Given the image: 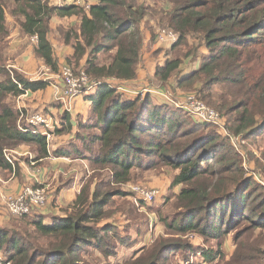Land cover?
Segmentation results:
<instances>
[{
  "label": "trees",
  "instance_id": "obj_1",
  "mask_svg": "<svg viewBox=\"0 0 264 264\" xmlns=\"http://www.w3.org/2000/svg\"><path fill=\"white\" fill-rule=\"evenodd\" d=\"M8 14L18 33L37 37L35 54L52 72L59 70L49 37L52 23L76 16L77 26L63 32L65 44L74 50L67 61L99 83L84 95L92 109L74 149L91 174L72 205L50 221L38 212L10 216L0 224V253L10 264H191L194 255L216 264H264V157H255L261 182L216 126L187 110L152 102L149 91L130 97L109 83L137 78L142 25L155 21L178 35L155 68L157 80L167 86L175 79V87L195 90L201 101L227 117L228 132L249 141L264 127V0H93L88 8L74 1L0 0V169L11 173L16 163L7 151L34 144L37 159L48 156L46 136L19 128L16 102L49 83L7 65ZM193 56L201 62L184 71ZM160 168L173 172L170 190L177 189L154 211L165 234L113 261L119 245L135 243L130 223L142 215L141 205L120 186L131 182L136 171ZM82 171L87 175L85 166ZM119 214L128 223L126 234L109 220ZM242 228L261 232L255 241L234 234L235 248L227 258L222 240ZM190 236L204 243L216 240L217 246L207 249ZM176 250L186 251L179 261L173 258Z\"/></svg>",
  "mask_w": 264,
  "mask_h": 264
},
{
  "label": "rangeland",
  "instance_id": "obj_2",
  "mask_svg": "<svg viewBox=\"0 0 264 264\" xmlns=\"http://www.w3.org/2000/svg\"><path fill=\"white\" fill-rule=\"evenodd\" d=\"M52 5H59L65 2H75L76 4L85 5V8H88V4L93 2V0H49ZM11 33H10V43H9V57L11 58L9 61H7V65L9 67H13L15 65H23L26 60H33L38 63V56L35 54V41L33 40V37L25 36L23 34H20L17 32V29L13 27L14 23V17L11 16V14H8ZM78 24V18L76 16L71 17H57L54 19L51 27V31L49 34L50 40L54 46L55 52L57 54V57L59 58L58 51L61 49L62 45H67L64 42V33L68 28H75ZM69 29V30H70ZM143 33H144V47L142 50V59L140 61L139 67H138V75L137 78L133 81H125L119 83L115 80H109L110 84H117L119 92L123 93L125 96H136L135 91H140L139 93L142 95H146V92L144 91L146 88L149 90H153L150 94L152 102H156L160 104L161 106H168L169 108H172V106L178 107L181 109L182 112H186V108L183 106L190 105L189 101V95L194 96L195 98H199L196 95L195 90L191 89H182L175 87V79H172V84L163 86L162 83L157 80V78L154 76L155 74V68L157 64H161L165 61L167 58L166 51L170 49L171 42L165 41L161 39V33L164 30H167V28H163L157 25L155 21H149L146 23H143L142 25ZM203 50V47H201V52ZM74 52V50H73ZM108 54H103L102 57L105 59V57H108ZM199 54H197L198 56ZM29 58V59H28ZM43 62V60H40ZM67 64L68 61L66 59ZM201 62L200 57H192L189 59V62L187 61V65L183 67L185 69L184 71L190 72L194 68H196L199 63ZM10 64H13L12 66ZM38 68H41L40 63ZM48 67V66H47ZM60 68V65H59ZM61 69V68H60ZM77 69V68H76ZM19 70V69H17ZM78 70V69H77ZM20 71V70H19ZM59 71V70H58ZM183 71V72H184ZM22 73V71H20ZM50 72L45 71V69L39 70L36 76H39L44 81L48 80L47 78H50ZM141 75V77H138ZM46 81V82H48ZM49 83V82H48ZM110 86V85H108ZM217 88H220L218 86ZM46 89V87L44 88ZM139 95V94H138ZM200 99V98H199ZM204 102V101H203ZM17 103V102H16ZM206 105L207 103L204 102ZM209 106V105H207ZM210 107V106H209ZM212 108V107H210ZM214 109V108H213ZM184 110V111H183ZM216 110V109H215ZM188 111V110H187ZM217 111V110H216ZM189 112V111H188ZM219 112V110H218ZM220 113V112H219ZM192 116H194L192 113H190ZM197 118L196 116H194ZM226 118L222 116V122L226 124ZM211 127H215V124L210 125ZM217 127V126H216ZM218 128V127H217ZM219 129V128H218ZM229 130V129H228ZM229 134L231 136H226L227 139L226 142L228 145L234 146V148L243 155V164L245 168L249 171L250 175H253L257 180L261 181V178L254 172L256 166H257V160L255 157H258V159H262L264 157V127L261 129H258L254 137H252L249 141H242L241 136H237L230 132ZM64 136V134H57L55 136V139L53 140L54 143H63L66 140V137L61 138ZM21 146H28L27 150L28 152L22 153V147ZM19 148L7 151V156L10 159L11 162H14V164H18L19 169H21V162H24L26 159L27 161V169L31 171L28 175L33 174V179L30 180L32 182H35L33 184H24V188L26 187H45L47 198L44 203V205L40 207H36L33 211V213L43 212V216L45 219L50 220L52 213H58V207L60 206V203L55 197V194H59V192H56V190L53 192L51 189V185L47 183V181L42 182L41 180H37L36 178L39 177V172L42 169L43 163L35 162L34 159L31 157V153L34 154V149H36L34 144H28V145H21ZM251 154V155H250ZM250 157V158H249ZM54 161H48L47 163L53 167L57 168V170L53 171L52 174H56L55 177H51V179H55L54 186L57 188H60L61 186H65L66 184L59 185L60 182H63V179H65L67 176L64 174L66 171L65 168L68 167V164H77L86 166L84 160L81 161H70L65 159H52ZM204 165V163H203ZM46 168L50 169V167ZM62 168L64 170H62ZM86 168L87 175L84 174L85 180L87 177L91 174L89 172V168ZM61 169V170H60ZM45 171V170H44ZM47 171V170H46ZM64 171V172H63ZM83 173V172H82ZM2 169H0V178L3 179L4 177H8ZM173 172L170 171L168 168H160V170H152V171H136V173L132 177V181L126 184H122L120 187L127 192L128 194H131L129 196V200H131L136 206L139 204L140 211L138 214V218L133 220V224L130 223V234H133V240H135V243L131 244L130 247H125V245H119L118 249V256L116 258H112L113 261H116L117 259L125 258L132 250L135 248H139L143 245H148L153 242L154 239L158 237V235L165 234V227L163 223H156L157 217L154 215V211L158 210L160 206L164 202V198L167 195H171L176 191L177 189L170 190L171 182H172V175ZM18 175V174H16ZM59 177V180H58ZM49 178V177H48ZM264 180V177H263ZM54 181V180H53ZM58 182V183H56ZM264 182V181H263ZM134 186H143L147 188H158L160 190V196L157 198V200L151 202V203H140L141 201L137 200L136 194L133 190ZM23 188V189H24ZM22 189V190H23ZM62 189V188H61ZM62 202V201H61ZM138 203V204H137ZM62 204V203H61ZM52 210L49 211V207ZM166 210V209H165ZM164 210V212H165ZM42 213V212H41ZM11 216H14L11 214ZM113 220V222L119 223V231L120 234H126V227L128 228L126 223V219L122 214H119ZM249 225V224H247ZM124 232V233H123ZM260 229L255 230H249L246 231V229L242 228L238 232H236L234 229L230 231V235H228L225 239L222 240L223 244V250H225L227 254V258H229L235 248V243L233 241L234 234H244L245 240H253L255 241L258 239V236L260 234ZM139 234V235H137ZM132 236V235H131ZM191 241L193 240L194 244H200L204 245L205 248L209 249L210 247L217 246L216 240H211L209 243H204L203 240L198 236H190L189 237ZM264 248V244H260ZM184 250H176V253L174 254L175 257L174 260H178L182 258V253H185ZM199 255H194L192 257L191 264L197 263V259H199ZM173 262V260H172Z\"/></svg>",
  "mask_w": 264,
  "mask_h": 264
},
{
  "label": "crops",
  "instance_id": "obj_3",
  "mask_svg": "<svg viewBox=\"0 0 264 264\" xmlns=\"http://www.w3.org/2000/svg\"><path fill=\"white\" fill-rule=\"evenodd\" d=\"M72 53H73V48L70 45H64V44L62 45L61 49L58 51L60 68L64 64H67L66 59L68 56L72 55ZM37 60L38 63H40L41 68H38L39 64L36 61H33L32 59L26 60L23 65L14 64L13 67L22 71V73L29 79L35 78L38 71L42 69H45V71L50 72L51 76L53 77V83L48 84L46 89L37 90V91H28L26 94H22L20 97L17 98L18 109L23 110L25 114H31L34 112H43L53 122H58V124L60 123V126H57L55 129L53 130L49 129L51 136H49V138L47 139L48 156L37 159L36 156L37 153L35 150H34V154L33 153L30 154L35 162L43 163L42 165L43 167L42 169H40L41 171L39 172V177L36 178V181L38 179L41 180L42 182L47 181V183L51 185V188L54 187L51 189L53 192L55 190L56 192L60 191L59 194H55L54 196L57 197L60 203L58 210L59 209L61 210H59L58 213H52L51 215L52 217L55 214L62 213L61 212L62 210H65L66 208H69L72 205L73 201L76 199L77 194L79 193L83 185L85 173L82 171L81 165L68 164V167L65 168L66 171L65 172L63 171L67 177L63 179V182H60L59 184L62 185L64 183L66 185L57 188V186L56 187L54 186L55 179L50 178V175L53 173V171L57 170V168L51 167L47 162L54 161L52 159L57 160L58 158L70 160V161H74V160L81 161L75 156L74 149H75V145L80 143V141H78L79 135L84 133L82 124H84V122L88 120L90 111L92 109V104L86 101L83 95L76 98L71 110L68 111L63 103L56 100V96H55L56 94L55 84H60V86L63 87V82L59 80V78L57 77L59 71L52 72L50 67H47V65L44 62L40 61L41 59H37ZM138 77H141V75H139ZM57 134H62V135L64 134V136H62L61 138L66 137L65 142L54 143L53 140L55 139V136ZM21 147H22L21 150L22 153L25 152L26 155V152L29 151L27 150L28 146H21ZM26 160L24 162H21L20 164L22 165L21 169H19L18 164H16L11 173L5 172L7 173L6 175H8V177H4L3 179L0 178V224H4L11 216L3 200L4 196L18 194L24 188V184L28 185L35 183L30 180L31 178L33 179L34 175L33 174H30V176L28 175L31 171L27 169L28 163ZM46 166L50 167V169L46 168ZM62 170L64 169L62 168ZM55 175L52 174L51 177L53 176L55 177ZM51 210H52V206L51 209L49 207V211ZM41 212L39 213L43 214L44 211L42 210ZM141 247L142 246H140L139 248ZM139 248H135L127 256L131 255ZM197 261H198L197 264H216L205 261L202 257L197 259Z\"/></svg>",
  "mask_w": 264,
  "mask_h": 264
},
{
  "label": "built area",
  "instance_id": "obj_4",
  "mask_svg": "<svg viewBox=\"0 0 264 264\" xmlns=\"http://www.w3.org/2000/svg\"><path fill=\"white\" fill-rule=\"evenodd\" d=\"M66 3V2H65ZM65 3L59 4L63 5ZM88 7V6H87ZM161 39L175 43L178 40V35L171 30H164L161 34ZM35 43H37V37H33ZM51 76V75H50ZM57 77L63 82V87L60 84H55L56 89V100L63 103L67 110L70 111L76 98L85 95L86 93L94 90L98 82H94L90 79L86 71L76 72L73 67L69 64H64L59 70ZM39 76H36L32 80H40ZM46 80L49 84L53 83V77L51 76ZM145 92H152L146 88ZM140 91L134 93L140 94ZM26 94V93H25ZM190 105L183 106L189 113H192L200 121L215 124L225 135L231 136L225 128V124L222 122L221 114L213 108L207 106L200 99L189 95ZM21 116L19 119V128L22 131H30L35 134L45 135L48 139L51 136L49 129L53 130L60 123L53 122L43 112H34L31 114H25L21 110ZM9 152V151H8ZM7 156V153H6ZM8 158V156H7ZM9 159V158H8ZM10 160V159H9ZM137 200L141 202L151 203L160 196V190L158 188H147L143 186H134L133 188ZM47 198L45 187H26L21 192L15 195H6L3 200L10 214L14 216H21L30 214L36 207L44 205ZM0 264H10L5 254L0 253ZM188 264V263H187Z\"/></svg>",
  "mask_w": 264,
  "mask_h": 264
}]
</instances>
